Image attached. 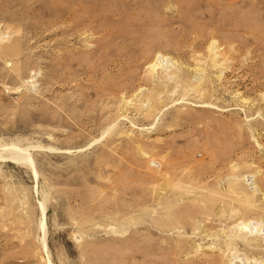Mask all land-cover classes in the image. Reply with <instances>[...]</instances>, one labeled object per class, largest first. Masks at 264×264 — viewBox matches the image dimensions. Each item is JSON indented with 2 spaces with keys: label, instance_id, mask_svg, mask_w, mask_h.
Returning <instances> with one entry per match:
<instances>
[{
  "label": "rangeland",
  "instance_id": "374dc122",
  "mask_svg": "<svg viewBox=\"0 0 264 264\" xmlns=\"http://www.w3.org/2000/svg\"><path fill=\"white\" fill-rule=\"evenodd\" d=\"M0 264H264V0H0Z\"/></svg>",
  "mask_w": 264,
  "mask_h": 264
},
{
  "label": "bare ground",
  "instance_id": "6f19581e",
  "mask_svg": "<svg viewBox=\"0 0 264 264\" xmlns=\"http://www.w3.org/2000/svg\"><path fill=\"white\" fill-rule=\"evenodd\" d=\"M11 147H13V148H8L9 149V155H8L9 160H11L13 162H17V163L18 162H25L27 164H32V162H34V160L32 161L31 154L25 148H19V147H14V146H11ZM18 164H20V163H18ZM45 209H46V206L42 203L43 212H45ZM41 225L42 226L45 225V227H46L45 221L43 219L41 221Z\"/></svg>",
  "mask_w": 264,
  "mask_h": 264
}]
</instances>
